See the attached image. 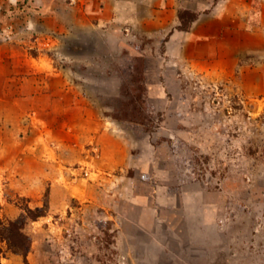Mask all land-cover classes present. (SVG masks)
<instances>
[{"label": "rangeland", "instance_id": "rangeland-1", "mask_svg": "<svg viewBox=\"0 0 264 264\" xmlns=\"http://www.w3.org/2000/svg\"><path fill=\"white\" fill-rule=\"evenodd\" d=\"M0 264H264V0H0Z\"/></svg>", "mask_w": 264, "mask_h": 264}, {"label": "trees", "instance_id": "trees-1", "mask_svg": "<svg viewBox=\"0 0 264 264\" xmlns=\"http://www.w3.org/2000/svg\"><path fill=\"white\" fill-rule=\"evenodd\" d=\"M17 221H12L10 222L9 225L13 226V227H18V224L16 223Z\"/></svg>", "mask_w": 264, "mask_h": 264}]
</instances>
